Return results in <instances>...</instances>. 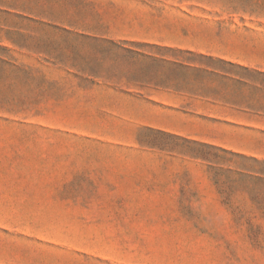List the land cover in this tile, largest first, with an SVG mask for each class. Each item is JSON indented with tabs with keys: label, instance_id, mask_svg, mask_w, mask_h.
<instances>
[{
	"label": "rangeland",
	"instance_id": "374dc122",
	"mask_svg": "<svg viewBox=\"0 0 264 264\" xmlns=\"http://www.w3.org/2000/svg\"><path fill=\"white\" fill-rule=\"evenodd\" d=\"M9 1L0 264H264V0Z\"/></svg>",
	"mask_w": 264,
	"mask_h": 264
},
{
	"label": "crops",
	"instance_id": "0c3cea01",
	"mask_svg": "<svg viewBox=\"0 0 264 264\" xmlns=\"http://www.w3.org/2000/svg\"><path fill=\"white\" fill-rule=\"evenodd\" d=\"M9 2H10L9 0H5V2H3L2 0H0V11L9 10L10 7H5V6H4V4H5V5L9 4ZM1 9H2V10H1ZM256 67L264 69V66H256Z\"/></svg>",
	"mask_w": 264,
	"mask_h": 264
}]
</instances>
